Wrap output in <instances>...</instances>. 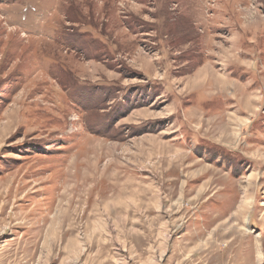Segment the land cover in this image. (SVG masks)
I'll list each match as a JSON object with an SVG mask.
<instances>
[{
  "label": "rangeland",
  "instance_id": "374dc122",
  "mask_svg": "<svg viewBox=\"0 0 264 264\" xmlns=\"http://www.w3.org/2000/svg\"><path fill=\"white\" fill-rule=\"evenodd\" d=\"M0 264H264V0H0Z\"/></svg>",
  "mask_w": 264,
  "mask_h": 264
},
{
  "label": "bare ground",
  "instance_id": "6f19581e",
  "mask_svg": "<svg viewBox=\"0 0 264 264\" xmlns=\"http://www.w3.org/2000/svg\"><path fill=\"white\" fill-rule=\"evenodd\" d=\"M226 66H228V65H226Z\"/></svg>",
  "mask_w": 264,
  "mask_h": 264
}]
</instances>
